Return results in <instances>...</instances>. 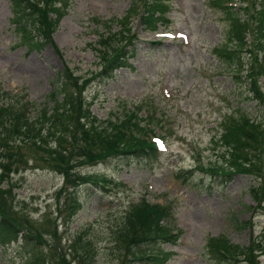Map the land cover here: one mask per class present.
I'll return each mask as SVG.
<instances>
[{"label": "rangeland", "instance_id": "374dc122", "mask_svg": "<svg viewBox=\"0 0 264 264\" xmlns=\"http://www.w3.org/2000/svg\"><path fill=\"white\" fill-rule=\"evenodd\" d=\"M163 2L167 22L152 32L139 24L135 0H68L67 12L58 7L60 15L47 13L50 27L39 13L17 15L7 0H0V81L5 89L26 91L28 100L39 102L64 66L81 81L101 70L120 46L134 49L133 70L120 67L105 83L87 88L89 110L103 124L114 120L106 134L115 133V124L127 127L126 147L160 138L155 143L161 151L157 159L110 157L74 167L111 180L103 186H73L71 180L64 184L44 153L33 147L16 150L18 168L0 159L7 165L0 166V214L18 223L12 234L19 237L13 243L0 242V264H120L125 246L116 240L117 226L122 212L142 196L150 202L171 201L175 228L183 230L177 244H162L171 253L165 264H264V249L259 250L264 247V141L254 150L228 137L229 132L251 135L240 127L247 116L264 122V74L255 77L252 92L243 66L231 68L225 58L236 44L229 41V33L232 17L243 10L237 6L243 3ZM20 25L27 27L24 37L17 31ZM164 31H181L187 38H169L161 35ZM127 36L130 42H125ZM241 55L242 63L249 60L245 51ZM238 68L236 78L231 70ZM123 116L126 125L120 123ZM135 116L146 130L133 122ZM50 136L45 142L54 150ZM210 159L217 161L214 170L232 173L227 183L208 191L204 185L212 173ZM229 160L247 166L249 174L237 171ZM258 177L263 189L258 188L260 200L255 203L249 187ZM71 191L82 201L78 211L66 205ZM71 211L77 213L71 216ZM221 238L228 246L250 247L251 260L245 261L240 249H234V255L224 249L226 257H217L215 251L224 245Z\"/></svg>", "mask_w": 264, "mask_h": 264}, {"label": "trees", "instance_id": "16d2710c", "mask_svg": "<svg viewBox=\"0 0 264 264\" xmlns=\"http://www.w3.org/2000/svg\"><path fill=\"white\" fill-rule=\"evenodd\" d=\"M244 1L246 3L245 10L232 17L229 41L236 42V44L225 52V58L231 68L241 67L242 64L247 65L244 79L248 81L247 87L250 85L251 91L255 92L252 86L255 83V77L258 74H264V5L257 3V0ZM10 5L12 12L17 15H23V11L27 12L26 16L39 13L41 22H46L45 27H50L51 19L48 21L47 13L52 12L60 15L58 7H64L65 0H37V2L34 0H10ZM134 8L140 22L149 29H155L165 10L162 0H135ZM247 8H252L251 12H248ZM236 11L239 10L236 9ZM16 19L18 21V18ZM18 30L20 35L25 36L27 27L20 25ZM125 30L129 31L130 29L125 28ZM247 31L252 32L255 52H251L245 41ZM130 38L131 36H127L125 42H130ZM41 45L42 43H39V46ZM33 46L30 42L29 49ZM118 49L116 55L110 57L97 74L102 79L99 82L109 79L113 70L129 66L130 63L125 60L128 59V55L134 57V49L127 50L125 46H120ZM242 49H245L249 54V60L244 63H242L240 55ZM64 70V72L57 73L50 83V91L39 102L28 100L25 91L12 92L5 89L0 83V159L2 161L18 168L21 160L15 155V152L19 147L25 145L35 148L41 156L44 153L43 159L47 165L62 173L65 183L69 179L72 181L73 178L78 183L97 184L100 180L91 175L71 173L72 168L75 165L105 161L108 157L146 159L155 158L158 155L152 142L140 141L136 145L126 147V142L123 139L129 132L123 131L124 126L120 127L115 124L112 127L115 133L106 134V130L112 125L111 121L108 126L102 127L97 118L90 113L89 105L85 104L86 99L83 91L88 84H91L92 76L89 79L78 81L67 66H64ZM239 70H231L236 78H239V74L236 73ZM248 121L246 119V122L244 124L241 122L240 125L243 124V128H251L253 125ZM120 123H127V119H122ZM49 134L51 138H54V150H51L45 142ZM228 137L230 139L239 138L241 144L238 145L254 150L262 146L260 140L248 139L238 133L229 132ZM235 144L233 142L232 146ZM34 158L39 159L36 154ZM229 162L237 171L249 173L248 167L242 163L236 165L231 160ZM0 163L2 169L7 167L1 161ZM252 191L251 196L256 201V189H252ZM65 197L68 201L66 205L70 209L79 208L80 204L82 205L76 194L74 196L68 192ZM75 212L71 211V215ZM173 216L174 206L170 202L167 204L149 203L142 199L140 203L130 205L126 214L122 216L123 220L117 230L120 234L116 240L123 241L125 246V256L120 259V264H163L168 254L161 250L160 244L175 242L177 239V236L172 234V231L170 232L167 225V219ZM13 221L3 214L0 216V239L2 242L17 238L12 233L18 231L14 226L18 223ZM220 240L224 245L215 251L217 257H226L223 255L224 249L232 255H234V249L236 252L240 249L243 250L241 254L246 255L244 260L247 262L251 260L253 250L250 247L228 246V240L225 238ZM262 249L264 247L261 246L259 250ZM116 258L119 260L118 256Z\"/></svg>", "mask_w": 264, "mask_h": 264}, {"label": "bare ground", "instance_id": "6f19581e", "mask_svg": "<svg viewBox=\"0 0 264 264\" xmlns=\"http://www.w3.org/2000/svg\"><path fill=\"white\" fill-rule=\"evenodd\" d=\"M221 170H222V171H224V170H225V168H221Z\"/></svg>", "mask_w": 264, "mask_h": 264}]
</instances>
